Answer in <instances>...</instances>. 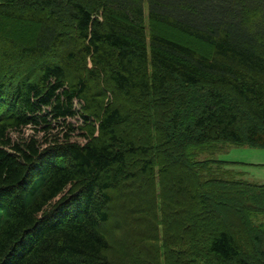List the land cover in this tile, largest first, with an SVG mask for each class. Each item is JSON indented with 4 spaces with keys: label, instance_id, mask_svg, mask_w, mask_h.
I'll return each mask as SVG.
<instances>
[{
    "label": "trees",
    "instance_id": "16d2710c",
    "mask_svg": "<svg viewBox=\"0 0 264 264\" xmlns=\"http://www.w3.org/2000/svg\"><path fill=\"white\" fill-rule=\"evenodd\" d=\"M220 142L264 147V0H0V264H264Z\"/></svg>",
    "mask_w": 264,
    "mask_h": 264
},
{
    "label": "rangeland",
    "instance_id": "374dc122",
    "mask_svg": "<svg viewBox=\"0 0 264 264\" xmlns=\"http://www.w3.org/2000/svg\"><path fill=\"white\" fill-rule=\"evenodd\" d=\"M79 106V104H77ZM74 122H80L77 117H71ZM33 132L30 126H27L23 130V134ZM43 131L39 132V135ZM78 132V131H76ZM17 131L13 132V136H17ZM73 138L83 140L80 135H74ZM220 148L213 150V155L210 154L213 151L202 150L198 151L199 157L215 156L227 160L235 161V163L229 164L230 167L239 169L243 172V176L257 182H264V147L254 146L250 144H234L230 142H220Z\"/></svg>",
    "mask_w": 264,
    "mask_h": 264
}]
</instances>
